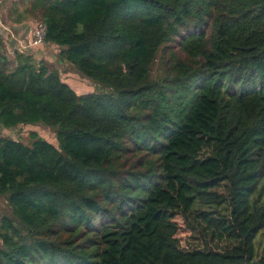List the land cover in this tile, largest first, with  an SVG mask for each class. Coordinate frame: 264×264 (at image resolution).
Here are the masks:
<instances>
[{"label":"trees","instance_id":"16d2710c","mask_svg":"<svg viewBox=\"0 0 264 264\" xmlns=\"http://www.w3.org/2000/svg\"><path fill=\"white\" fill-rule=\"evenodd\" d=\"M6 9L95 90L0 35V129L56 141L0 133V264H264V0ZM177 215L202 245L181 247Z\"/></svg>","mask_w":264,"mask_h":264},{"label":"rangeland","instance_id":"374dc122","mask_svg":"<svg viewBox=\"0 0 264 264\" xmlns=\"http://www.w3.org/2000/svg\"><path fill=\"white\" fill-rule=\"evenodd\" d=\"M4 1L5 0H0V18L2 19L3 22L9 24L10 23L9 20H5V17L7 16L6 6L7 5L9 6L13 0H7V2H4ZM5 3H6V6L4 7L3 5ZM37 24L38 23H33L32 26L34 27ZM173 45H174V47H173ZM172 47L175 49V43L172 44ZM46 48L49 49V47H46ZM46 48L44 46L43 53L40 55V57L38 56V58L43 60L42 59L43 54L49 53V55H46V54L44 55L46 62L49 60V62H47V64L50 67H55V68H58V70L62 71L63 72L62 77L64 78V80H66L68 82V85H70V87H72L77 92H86L89 90H91V91L95 90L94 84L91 83V81H89L85 77H83L81 74H79L74 68L69 67V66H67L65 68L64 67L65 65H63V67H59L57 65V62H56V60H57L56 56H57L58 51L54 52V49L47 50ZM5 53L7 54V56L9 58H12V55H9L7 53L6 48H5ZM157 67H158V63H156L152 66V68H151L152 76H154L156 74V68ZM62 68H63V70H62ZM31 131L36 132L41 138H43L47 142H50V143L56 145L53 130L51 128L46 127V126L41 125V124L28 125V126L22 125V126H18L16 128H14V129H10V130L0 129V133L2 135L8 136V137L15 139V140H19L23 143H29V133ZM2 217L10 218L11 217V211H10L9 207L6 205L4 199L0 198V219ZM175 220H176L177 224L179 225V231H178L177 239L180 240L181 247L192 248V247H197V246H200L203 244L202 238L199 234V230L197 228L195 231L189 229V227L193 226L192 224H194L191 220H184V218H182L178 215L175 217ZM256 241H255V247H256ZM263 243H264V233H263V237H260V239H259V245H258L259 251L262 250ZM214 244H216V243H211V245H214ZM217 244L221 247L224 244H226V242L221 241L220 243H217Z\"/></svg>","mask_w":264,"mask_h":264},{"label":"built area","instance_id":"2783aa9c","mask_svg":"<svg viewBox=\"0 0 264 264\" xmlns=\"http://www.w3.org/2000/svg\"><path fill=\"white\" fill-rule=\"evenodd\" d=\"M0 35L3 37L4 44L9 55H12L13 49L33 50L43 43L45 35V26L38 23L31 29L30 38L23 39L15 34V30L8 23H5L0 18ZM11 42H13L11 44ZM11 46L12 49L9 48Z\"/></svg>","mask_w":264,"mask_h":264},{"label":"crops","instance_id":"0c3cea01","mask_svg":"<svg viewBox=\"0 0 264 264\" xmlns=\"http://www.w3.org/2000/svg\"><path fill=\"white\" fill-rule=\"evenodd\" d=\"M2 20V19H1ZM33 28V26L32 25H27L26 26V28H23V27H20L17 31H15V34L17 35V36H19V37H21V38H23V39H25V37L26 38H30V36H31V29ZM14 29V28H13ZM15 30V29H14ZM46 47H49V49L48 48H46ZM45 48L47 49V50H51V49H54V52H56V51H58L57 49H56V47H53V46H51V45H46L45 46ZM37 51H38V55H39V57H40V55L43 53V48L41 49V48H37L36 49ZM36 50H33V51H36ZM46 53H44L43 54V56H42V59H43V61H45L46 62V59H45V57H44V55H45ZM46 55H49V53L48 54H46ZM47 62H49V60L47 61ZM46 62V63H47ZM56 62L58 63V60H56ZM58 66L59 67H63V65L62 64H58ZM65 69V68H64ZM62 70H63V68H62ZM62 72V71H61ZM63 73V72H62Z\"/></svg>","mask_w":264,"mask_h":264},{"label":"water","instance_id":"95a60500","mask_svg":"<svg viewBox=\"0 0 264 264\" xmlns=\"http://www.w3.org/2000/svg\"><path fill=\"white\" fill-rule=\"evenodd\" d=\"M13 42H11V44H12Z\"/></svg>","mask_w":264,"mask_h":264}]
</instances>
